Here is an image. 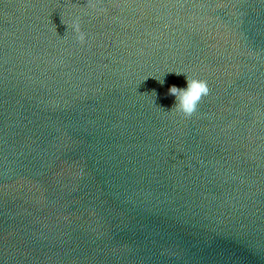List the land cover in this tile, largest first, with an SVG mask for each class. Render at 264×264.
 I'll list each match as a JSON object with an SVG mask.
<instances>
[{
	"label": "water",
	"instance_id": "obj_1",
	"mask_svg": "<svg viewBox=\"0 0 264 264\" xmlns=\"http://www.w3.org/2000/svg\"><path fill=\"white\" fill-rule=\"evenodd\" d=\"M0 264H264V0H0Z\"/></svg>",
	"mask_w": 264,
	"mask_h": 264
},
{
	"label": "clouds",
	"instance_id": "obj_2",
	"mask_svg": "<svg viewBox=\"0 0 264 264\" xmlns=\"http://www.w3.org/2000/svg\"><path fill=\"white\" fill-rule=\"evenodd\" d=\"M73 28L78 33L77 38L82 42L84 36L82 33H79L78 24H74ZM175 74L181 75L183 73ZM183 75L186 80V85L184 87L170 86L168 95L174 97V103L171 109L174 108L177 113H182L185 117H189L196 111L199 101L202 96L208 94L209 89L204 80L189 78L185 74ZM158 82L163 84L164 79Z\"/></svg>",
	"mask_w": 264,
	"mask_h": 264
}]
</instances>
